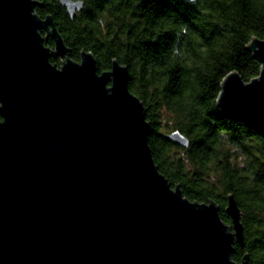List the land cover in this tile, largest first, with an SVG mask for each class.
Masks as SVG:
<instances>
[{
	"label": "water",
	"instance_id": "water-1",
	"mask_svg": "<svg viewBox=\"0 0 264 264\" xmlns=\"http://www.w3.org/2000/svg\"><path fill=\"white\" fill-rule=\"evenodd\" d=\"M73 18L83 0H58ZM38 0H0V264H238L240 209L186 198L159 172L127 65L79 60ZM41 31H45L42 36ZM50 37L54 48L44 45ZM249 81L222 80L217 104L264 140V39ZM51 56L63 57L57 67ZM167 137L187 146L179 131ZM247 255H244V259ZM240 264H246L242 261Z\"/></svg>",
	"mask_w": 264,
	"mask_h": 264
},
{
	"label": "trees",
	"instance_id": "trees-1",
	"mask_svg": "<svg viewBox=\"0 0 264 264\" xmlns=\"http://www.w3.org/2000/svg\"><path fill=\"white\" fill-rule=\"evenodd\" d=\"M38 1L35 12L51 15L73 60L85 49L98 71L113 59L127 65L159 172L189 200H213L228 224L232 194L244 244L234 242L230 258L264 264V140L217 104L229 72L245 81L260 72L246 45L264 39V0H83L73 18L58 0ZM175 130L187 146L167 137Z\"/></svg>",
	"mask_w": 264,
	"mask_h": 264
},
{
	"label": "flooded vegetation",
	"instance_id": "flooded-vegetation-1",
	"mask_svg": "<svg viewBox=\"0 0 264 264\" xmlns=\"http://www.w3.org/2000/svg\"><path fill=\"white\" fill-rule=\"evenodd\" d=\"M37 7V6H36ZM35 7V8H36ZM43 18V17H42ZM54 22V21H53ZM55 24V23H54ZM41 34H42V36H45V31H41ZM44 45L46 46V47H49L50 49H52V48H54V42H53V40L48 36V37H45V39H44ZM56 58H58V59H60L61 60V63H62V61L64 60V58L63 57H60V56H51V57H49V61H50V59H53V60H55ZM51 62V61H50ZM53 62V61H52ZM51 62V63H52ZM54 63H56V62H53L52 64H54ZM61 63H60V65H61ZM54 65H56V64H54ZM59 65V66H60ZM57 66V65H56ZM59 66H57V67H59Z\"/></svg>",
	"mask_w": 264,
	"mask_h": 264
}]
</instances>
